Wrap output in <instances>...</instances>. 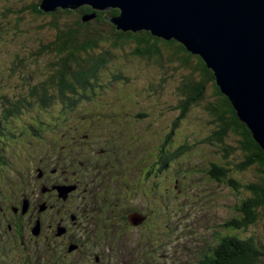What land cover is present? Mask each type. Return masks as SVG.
<instances>
[{
  "label": "rangeland",
  "instance_id": "374dc122",
  "mask_svg": "<svg viewBox=\"0 0 264 264\" xmlns=\"http://www.w3.org/2000/svg\"><path fill=\"white\" fill-rule=\"evenodd\" d=\"M8 9H13L11 2L6 4L4 0H0V17L4 16L3 19L7 23L9 22L7 15L11 14ZM33 20L32 18L29 20L25 19V22L28 23ZM20 28H22L21 33L17 34L5 30L4 34L6 35L3 38H8L9 45H4L3 42H0V94H6V97L16 94L13 92L15 89H11V87L19 85L22 79L29 78L32 84L45 81V79L53 74L54 67H56L52 63L55 60L54 55H47L37 61L35 55L26 50V47H36L38 39L41 38L45 40L44 43L52 42L53 34L50 29L48 27L37 29L34 26L26 24ZM41 32L44 33L43 36ZM190 61H194V64L196 59L190 58ZM9 63L11 66L7 71H4L5 66L3 64ZM119 63H116L118 67H113L112 70L100 76V83L103 88L97 87L98 90L92 96L93 100L86 101L83 105L75 108L63 105L60 107L61 102H56L58 107L54 109L45 108L40 104H33L30 108H26V110H22L18 114L16 122L9 124L8 128L11 133L8 135H18L22 130L21 125L23 124L27 126L43 124L45 130H47L46 134L41 135L35 141L36 144L34 143V146L30 147L28 145V149L37 151L39 149V143L37 142H42L41 145L46 143L47 148L51 149L57 140L58 144L55 145L58 147L59 159L68 158L72 161V158H76V156L78 158H85L88 155L84 151V145L76 144L73 138L82 129H92V138L97 141L95 146L110 144L112 150L114 148L117 149V153L113 155L115 163L108 166L104 163L102 166L103 173L98 175L100 181H98L99 187L97 188L99 190L103 188V190L97 192L88 191L91 197L89 200L92 202L96 200L94 203L99 211L90 213V217L86 215L82 221L83 229L87 230L85 222H87L88 218H94L98 224L112 221L114 219L111 216L112 212L118 211L121 204L120 200L119 205L114 206L117 196H122L119 199L124 198L128 206L125 212L128 213L132 207L137 205L143 210L147 209V214L153 217L156 222L150 219L148 226L151 230L150 234L153 233V239L151 236H140L139 230L135 228L124 233L129 228L126 221L123 222L125 226L115 228V235H112L114 238L110 237L107 233H101L94 242L104 240L115 245L117 241L119 242L118 247L120 252L118 250L115 251L113 248L111 264H115L117 260L121 259L122 254L123 256L128 254V259L125 261L126 264H145L149 263L152 258H158L156 264H181L186 257V254L181 250L195 254L197 249L204 246L207 249L210 240L214 236L217 223L221 224L235 218L244 219V215L237 211L236 205H242L244 198L250 194L244 189H240L238 192L227 182L221 183L217 181L220 185L224 186L217 187L212 184H204L208 185V188H213L214 196L210 198L207 188L198 190L195 188L196 185H193L192 188L185 185L184 191L176 199L177 201L170 205V198L176 197L174 193L177 190L175 191L173 185H170L166 181L167 176L162 177L160 175L156 184L159 186L154 191V193H157V197L153 201L148 183L156 175H149L145 178L146 183L142 184L140 181L142 172L148 167L143 162H145L147 156V149L150 150L159 146L157 135L160 133L162 140L170 132L171 128L174 129L175 121L178 115L180 116L181 114L180 102L184 100L182 90H185L184 85L191 78L189 77L190 65L184 66L181 62L177 61H164L160 65L159 63H148L136 57L125 58L124 61L120 59ZM119 70L121 74L118 75L120 76L117 78L113 77L112 74ZM197 76L199 79V74ZM206 90L208 91V95L206 92L203 101L190 107L181 122V119L179 121L177 119L176 124L180 125V127H176L174 131L176 130V145L180 146L183 141L189 142L192 147V152L189 155L192 159L191 162L197 163L200 166L199 171L204 170L203 166L206 164L204 174L210 176L206 168H209L214 161L220 159L222 151L219 144L206 143L204 141L206 137L208 140L209 134L216 132L218 129V124L214 120L213 113L208 109L210 104L215 105L216 102L213 95L214 89L212 86H207ZM140 114H142V117H139ZM51 131H53V134H50ZM117 132H119V137L113 138L111 134ZM239 139L233 133L225 138L227 145L237 147L236 152L226 159V162L227 160L229 162V167L234 172H236V168L239 165L246 161L245 154L240 149L238 143ZM16 147H18L17 155L15 159H12L13 161L16 160L17 164L11 170L0 172V186L2 187V191L0 192L8 196L11 191L13 193L17 191L15 201L24 203L29 200V190H26L24 181L22 182L20 177L25 176L28 183V178H30L28 169L35 164L31 162L32 155L27 152V148H22L21 145ZM12 148L15 149V147ZM9 151L13 152L12 149ZM35 159L37 161L39 157ZM100 159L104 160L105 156H100ZM183 160L187 161L188 159L185 158ZM79 166H81V163H79ZM115 167H118V169ZM180 170L181 168L177 166L171 172H179ZM87 172L88 178H90L96 175L98 171L95 172L93 169L88 168ZM163 172L167 174L170 170L166 169ZM181 174L185 175L186 172H181ZM236 177L244 184L259 182V179H261L258 170L251 166L244 172L239 169ZM95 181L93 180L92 184L94 187L96 185ZM129 181L134 185L132 190L127 192L118 191V187L116 186H119V184L123 188H129ZM170 182L173 183V177H171ZM113 184H116V186H112ZM198 184L202 185L200 180ZM94 193L99 195V198L93 197ZM5 195H2L1 203L3 205L7 204V200L4 199ZM7 199H9V205H11L12 199ZM107 204H110V206ZM83 207L85 206L81 205V208ZM159 212L162 219L160 228L158 227ZM207 216L208 219L206 220ZM29 217L27 216L25 219L29 220ZM121 218V215L117 216V219ZM3 221L5 222L4 219ZM120 221L122 222V220ZM0 228L3 229V227ZM158 229H160L159 237L156 239L155 231ZM239 234L243 236L254 235L257 245L261 246L264 254L263 208L258 210L257 219L251 227ZM2 241L12 245L8 238L0 239V244H2ZM24 244L20 246L17 244L12 245V249L17 250L19 257H21L20 259L14 258L12 254L8 255L2 252L0 254V263H21L24 260V256L27 255L24 254L25 251L22 250L24 249L28 251L27 256L31 257L33 264H45L41 258L31 256L34 254V256L38 255L43 258L45 253L48 260H50V264H67L63 255L59 256L57 250L51 249L49 252L44 243H38V245L35 244L34 246L28 241V243L25 242ZM31 246H33V250ZM96 247L101 252L102 246L100 243ZM158 247L159 251L157 253L156 249ZM87 250L90 251L89 249L84 251ZM53 251L55 254L52 253ZM261 258L264 261V255ZM106 263L110 264L109 261Z\"/></svg>",
  "mask_w": 264,
  "mask_h": 264
},
{
  "label": "trees",
  "instance_id": "16d2710c",
  "mask_svg": "<svg viewBox=\"0 0 264 264\" xmlns=\"http://www.w3.org/2000/svg\"><path fill=\"white\" fill-rule=\"evenodd\" d=\"M4 1L6 4L11 2L13 9H8L11 13L7 15L8 23L3 19L4 16L0 17V42L9 45L8 38H3L6 35L5 30L16 34L21 33L20 27L24 24L37 29L48 27L53 34V41L44 43L45 40L41 38L38 39L36 47H26V50L35 55L37 61L47 55H54L55 60L52 63L56 67L53 74L45 81L32 84L31 79H22L19 85L11 87L15 89L13 92L16 94L8 95V97L6 94H0V172L15 167L12 159L15 154L9 151L15 143L27 147L30 144L33 145L41 135L46 134L47 130L43 124L32 126L23 124L18 135L9 136L11 131L8 126L17 121L18 114L22 110L30 108L33 104L54 109L60 102V107L63 105L75 108L86 101L93 100L92 96L98 90L97 87L103 88L100 76L112 70L113 67H118L116 63L120 64V59L124 61L125 58L136 57L148 63L160 65L164 61H177L184 66L189 64L191 78L184 85L185 90H182L184 100L180 102L181 114L177 119L178 121L181 119V122L190 107L201 103L206 92L208 95L206 87L212 86L216 102L215 105L210 104L208 109L213 113L218 129L209 134L208 140L206 137L204 141L219 144L222 152L220 159L212 163L211 178L221 183L227 182L238 192L244 189L250 194L244 198L242 205H236L237 211L244 215V219L235 218L227 221L223 224L225 228L223 233H214L218 244L213 256L206 257V264H264L261 258L264 254L261 246L257 245L255 236L239 234L250 228L256 221L259 209L264 210V151L254 141L250 129L240 120L231 102L218 87L215 74L207 67L205 61L199 55L188 51L175 39L166 40L155 37L145 30L137 32L118 30L112 22V19L119 16L118 9L98 11L91 6L83 5L75 9L56 8L54 11H45L41 8L43 0ZM30 18L34 20L25 22V19ZM41 34L43 36L44 33L41 32ZM190 58L196 59V62L193 64L194 61H190ZM3 66H5L3 70L7 71L11 64H3ZM196 73L199 74V79ZM118 74H121L120 70L115 71L112 76L117 78L120 76ZM196 79L198 80L195 81ZM139 117H142V114ZM176 121L174 129L180 127ZM174 129H172L173 133L166 138L164 150L159 148L155 152L154 148L147 149L144 163L148 167L143 171L144 177L141 178V182L149 175L155 174L151 182L158 187L156 185L158 177L166 174L163 171L181 157L182 153L189 154L191 150L189 142L179 146V149L172 154L171 145L176 146V130ZM232 133L240 138L238 143L246 158V161L236 168V172L229 167L228 160L226 162V159L237 150L236 146L225 143V138ZM108 153L104 163L113 165L115 163L113 155L117 153V149L108 148ZM250 166L258 170L261 179L259 182L241 183L242 181L236 177L237 171L240 169L244 172ZM115 168L118 169V167ZM169 175L166 174V176ZM133 186L129 181L127 189L120 184L116 187L118 191H129L134 188ZM81 194L82 198L83 196L88 198L85 202L91 198L88 191H81ZM230 229L235 232H230ZM210 257L212 261L208 262Z\"/></svg>",
  "mask_w": 264,
  "mask_h": 264
},
{
  "label": "water",
  "instance_id": "95a60500",
  "mask_svg": "<svg viewBox=\"0 0 264 264\" xmlns=\"http://www.w3.org/2000/svg\"><path fill=\"white\" fill-rule=\"evenodd\" d=\"M118 9V30L175 39L199 55L264 151V0H43L41 8Z\"/></svg>",
  "mask_w": 264,
  "mask_h": 264
},
{
  "label": "flooded vegetation",
  "instance_id": "af4514ba",
  "mask_svg": "<svg viewBox=\"0 0 264 264\" xmlns=\"http://www.w3.org/2000/svg\"><path fill=\"white\" fill-rule=\"evenodd\" d=\"M67 166L58 159V156L51 153L37 160L30 170L28 183L27 178L24 182L26 190H29L28 210L25 214H22L23 202L15 201L16 193L11 197V205H9V200L6 201V206L3 205L2 198H0V216L7 223V228L13 225L15 232L12 237L21 240L22 236L18 229L19 220L30 216L31 225L35 226L40 222L41 226L40 237H30L35 240V243L38 240H41L42 243L46 241L52 249H60L61 252H65L64 249L69 244L76 242L81 231L82 221L85 218L81 212L83 198L80 195H82L81 191H88L84 188L86 172L73 165ZM212 167L213 164L211 170ZM59 187H64L62 193L57 191ZM38 188L40 189L37 190ZM94 211L99 210L96 207ZM139 211L141 209L137 208L134 212ZM115 220H112L109 226L115 227L117 225ZM59 227L65 229L64 234L58 235ZM75 253L66 251L68 256H73Z\"/></svg>",
  "mask_w": 264,
  "mask_h": 264
},
{
  "label": "clouds",
  "instance_id": "9594fccd",
  "mask_svg": "<svg viewBox=\"0 0 264 264\" xmlns=\"http://www.w3.org/2000/svg\"><path fill=\"white\" fill-rule=\"evenodd\" d=\"M35 144H33V146H34ZM84 216V215H83ZM85 217V216H84ZM85 227H86V223H85ZM81 228H83V227H81ZM87 228V227H86ZM85 229V228H84ZM89 230L87 229L86 230V232H88ZM81 235V231H80V233H79V235L77 236V238H76V240L79 238V236ZM81 237V236H80Z\"/></svg>",
  "mask_w": 264,
  "mask_h": 264
},
{
  "label": "bare ground",
  "instance_id": "6f19581e",
  "mask_svg": "<svg viewBox=\"0 0 264 264\" xmlns=\"http://www.w3.org/2000/svg\"><path fill=\"white\" fill-rule=\"evenodd\" d=\"M132 32H133V31H132ZM207 219H208V216L206 217V220H207ZM123 222H124V221L122 220V224H123ZM210 261H212V258H211V257L209 258V261H208V262H210Z\"/></svg>",
  "mask_w": 264,
  "mask_h": 264
}]
</instances>
